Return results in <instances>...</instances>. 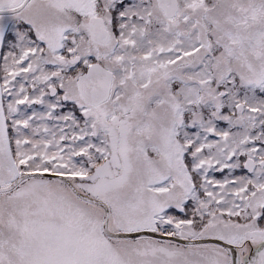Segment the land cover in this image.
Instances as JSON below:
<instances>
[{
	"label": "snow or ice",
	"instance_id": "1",
	"mask_svg": "<svg viewBox=\"0 0 264 264\" xmlns=\"http://www.w3.org/2000/svg\"><path fill=\"white\" fill-rule=\"evenodd\" d=\"M0 264H264V0H0Z\"/></svg>",
	"mask_w": 264,
	"mask_h": 264
}]
</instances>
